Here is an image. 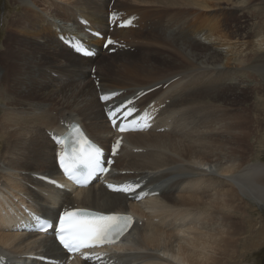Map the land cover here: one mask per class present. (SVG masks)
<instances>
[{
	"label": "bare ground",
	"instance_id": "bare-ground-1",
	"mask_svg": "<svg viewBox=\"0 0 264 264\" xmlns=\"http://www.w3.org/2000/svg\"><path fill=\"white\" fill-rule=\"evenodd\" d=\"M12 1L22 10L16 18L17 34L6 37L0 46V193L4 194L0 206L13 195L21 200L27 196L45 215H56L71 203L98 211H129L143 223L135 225L127 242L114 249L113 256L122 264H227L228 246L235 236L226 231L227 223L236 218L241 200L242 206L244 199L264 204V166L243 165L238 160L237 149L241 135H245L240 126L246 122L234 130L228 128L223 87L213 97L205 89L206 83H197L206 78L207 83L215 82L216 89L226 76L223 60L214 61L219 50L197 40L212 39L214 29L206 18L221 16V10L216 7L196 13L186 5L184 12H176L154 32H147L146 9H174L175 3L168 6L164 0H116L119 9L138 13L144 24L139 30H115L114 35L132 42L137 53L149 49L150 54L140 58L125 51L115 55L101 52L91 62L61 47L47 21L52 18L66 24L80 13L94 27L104 29L110 0ZM236 8L238 5L230 9ZM178 40L185 48L174 46ZM193 50L196 59L190 57ZM91 63L97 64L103 91L119 89L132 94L168 83L142 99L143 103L170 99L157 120L158 127L168 130L126 134L127 146L115 163L117 170L134 172L120 180L148 178L146 187L160 190L155 198L131 203L97 184L61 193L41 187L33 178L34 174H56L54 146L45 131L58 126V116L78 119L94 138L110 141L102 105L88 75ZM196 85H200L198 92L188 93ZM28 90L34 96L27 103L15 102ZM216 97H220L219 102H215ZM132 148L144 151L131 153ZM250 242L246 240L242 247L247 248ZM0 251L11 259L29 252L62 256L50 238L5 232L1 210Z\"/></svg>",
	"mask_w": 264,
	"mask_h": 264
},
{
	"label": "rangeland",
	"instance_id": "rangeland-1",
	"mask_svg": "<svg viewBox=\"0 0 264 264\" xmlns=\"http://www.w3.org/2000/svg\"><path fill=\"white\" fill-rule=\"evenodd\" d=\"M164 2L168 6L175 3V8L146 9L163 11L156 22L146 16L147 27L149 25L157 27L174 18L176 12H184L186 5H189L190 9L194 8L196 13H206L216 7L221 10V16L206 18L212 30L214 29L210 34L212 39L197 38V40L219 50L214 61L218 62L222 59L225 64L223 69L227 72L216 89L213 87L215 82H205V89H208L209 94L214 97L223 87L228 114L226 123L230 130L240 126L243 121L246 122L244 126H240V131L245 135H241L237 149L238 160L243 165L260 163L264 166V70L262 69L264 0H164ZM233 5H238V8L230 9ZM21 10L22 8L15 1L0 0V46L6 42V37L13 38L17 34L16 18L21 14ZM174 46L185 48L186 45L182 40H178ZM145 51L150 50H143L139 55L140 58L149 55L143 56ZM173 53L176 54L174 49ZM192 53L190 57L196 59L198 57L196 51L193 50ZM26 93V95L24 92L23 95L20 94L15 102L27 103L28 99L34 96L31 90ZM235 97L237 99L231 102L230 100ZM219 100L220 97H216L215 102ZM244 200V206L241 204L242 200L239 202L240 210L236 218L227 223L226 231L231 233L230 235H235L234 241L228 246L227 264H264V204L250 199ZM248 239L252 242L247 243L249 245L247 248H243V243Z\"/></svg>",
	"mask_w": 264,
	"mask_h": 264
},
{
	"label": "snow or ice",
	"instance_id": "snow-or-ice-1",
	"mask_svg": "<svg viewBox=\"0 0 264 264\" xmlns=\"http://www.w3.org/2000/svg\"><path fill=\"white\" fill-rule=\"evenodd\" d=\"M109 44L113 43L111 40ZM115 95V93L113 94ZM102 100L110 99L109 96H102ZM121 109L116 108L115 111L109 112V118L112 119ZM134 109L128 108L123 113V119L127 120L133 113ZM113 125L116 126V121L113 119ZM129 129L124 123L119 125V131L124 132ZM77 134L79 129H75ZM64 141H60L63 143ZM87 142L80 139L76 140V147H73L71 156L68 153L58 154L60 167L64 169L66 174H71L78 166L82 165L90 169H97L101 172H106V168L99 167V149L89 150L86 147ZM120 146V140L112 146L113 154L116 153ZM110 188L116 191L131 192L135 189L131 186L116 188L109 185ZM131 225V218L127 216H101L90 213L67 212L65 211L59 217V226L56 228L55 235L60 244L69 251L76 252L81 248H90L104 243L115 242L124 231ZM90 257L85 256V259Z\"/></svg>",
	"mask_w": 264,
	"mask_h": 264
}]
</instances>
